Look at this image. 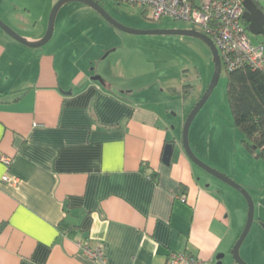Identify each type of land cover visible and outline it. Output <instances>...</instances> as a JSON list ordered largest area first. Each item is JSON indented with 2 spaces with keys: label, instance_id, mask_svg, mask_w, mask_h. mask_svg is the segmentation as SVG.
<instances>
[{
  "label": "crops",
  "instance_id": "0c3cea01",
  "mask_svg": "<svg viewBox=\"0 0 264 264\" xmlns=\"http://www.w3.org/2000/svg\"><path fill=\"white\" fill-rule=\"evenodd\" d=\"M260 37L251 41L264 46ZM77 42L29 48L0 28V264H166L182 252L237 264L234 192L172 138L153 86H134L143 76L122 87L95 77L90 43ZM258 220L263 228L262 204ZM257 254L264 259V242Z\"/></svg>",
  "mask_w": 264,
  "mask_h": 264
},
{
  "label": "rangeland",
  "instance_id": "374dc122",
  "mask_svg": "<svg viewBox=\"0 0 264 264\" xmlns=\"http://www.w3.org/2000/svg\"><path fill=\"white\" fill-rule=\"evenodd\" d=\"M58 1L0 0V18L21 36V33H38L44 37ZM95 1L113 19L132 29L190 27L171 19L153 22L141 9L119 5L113 0ZM249 35L255 43L262 41L263 37ZM77 41L90 43L89 58L93 60L95 77L107 75L118 87H122L134 82V78L143 76L144 79L135 81L134 86H153L154 93H157L155 99H159L158 110L163 115L169 110L167 119L174 127L171 129L172 138L182 145L185 121L205 94L214 75L213 57L205 43L191 37L121 32L93 8L71 2L60 9L49 44L74 46ZM144 98L147 99V96L138 99L146 103ZM242 141L243 136L235 125L227 98V71L224 68L217 87L191 125L189 143L197 158L231 178L252 196L255 219L240 254L248 264H252L256 258H260L259 264H264V259L261 260L263 257L257 254L264 242V227H258L261 204L264 205V194L260 192H264V163L248 153ZM198 170L201 172V169ZM203 174L211 183L226 186L234 192L236 212L233 211V214L237 216L241 236L248 216L247 200L238 190L213 175Z\"/></svg>",
  "mask_w": 264,
  "mask_h": 264
},
{
  "label": "built area",
  "instance_id": "2783aa9c",
  "mask_svg": "<svg viewBox=\"0 0 264 264\" xmlns=\"http://www.w3.org/2000/svg\"><path fill=\"white\" fill-rule=\"evenodd\" d=\"M119 5L141 9L149 20L161 22L171 19L186 23L190 30L208 36L218 48L223 69L236 71L246 66L253 70L264 69V46L251 41L243 15L245 0H113ZM10 169L12 160L2 158ZM10 181L9 176L3 177ZM79 247L93 260L105 261L101 248L93 249L88 242ZM166 264H209L207 260L189 252L172 253Z\"/></svg>",
  "mask_w": 264,
  "mask_h": 264
},
{
  "label": "water",
  "instance_id": "95a60500",
  "mask_svg": "<svg viewBox=\"0 0 264 264\" xmlns=\"http://www.w3.org/2000/svg\"><path fill=\"white\" fill-rule=\"evenodd\" d=\"M71 2H78L85 5H88L89 7L96 10L109 24H111L114 28L121 32H125L131 35H175V36H183V37H191L198 39L205 43L208 48L211 51L212 57H213V63H214V75L212 78V81L210 83V86L206 90L203 97L200 99V101L195 105L189 116L187 117L183 133H182V145L183 149L188 156V158L198 166L199 168L203 169L207 173L213 175L217 179L221 180L223 183L231 186L232 188L238 190L247 200L248 203V216L246 225L243 229V232L237 242L234 244L230 254L233 258V260L237 264H248L241 256L240 250L249 235L251 228L253 226V222L255 219V203L253 201L252 196L250 193L243 188L242 186L238 185L235 181H233L231 178L226 176L225 174L209 167L204 162H202L199 158L195 156L193 153L190 143H189V132L191 125L199 112L202 110V108L205 106L209 98L211 97L213 91L217 87L219 80L221 78V74L223 71V66L221 62V57L218 51V48L216 47L215 43L205 34L196 31V30H190V29H169V30H137L129 28L119 22H117L115 19H113L109 14H107L102 7L99 5V3L95 0H59L58 3L55 5L51 16L49 20L48 30L46 35L36 42H31L27 40L25 37L21 36L19 33H17L15 30H13L9 25H7L1 18H0V28L12 39L17 41L18 43L29 47V48H41L45 45H47L51 39L53 38L54 30H55V22L57 15L60 11V9ZM245 12L243 15L244 21L248 23V31L253 36H264V12L262 9H260L257 4L253 0H246L244 2ZM97 80L101 81V78H96ZM173 145L171 143L167 144L164 150L163 154V163L165 165H170L171 158L173 155ZM224 254H220L218 256V259H223ZM221 264V262H220Z\"/></svg>",
  "mask_w": 264,
  "mask_h": 264
},
{
  "label": "trees",
  "instance_id": "16d2710c",
  "mask_svg": "<svg viewBox=\"0 0 264 264\" xmlns=\"http://www.w3.org/2000/svg\"><path fill=\"white\" fill-rule=\"evenodd\" d=\"M227 98L244 147L264 163V69L246 66L227 72Z\"/></svg>",
  "mask_w": 264,
  "mask_h": 264
}]
</instances>
